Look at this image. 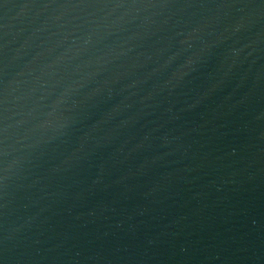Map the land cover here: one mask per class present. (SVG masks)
Masks as SVG:
<instances>
[{
  "label": "water",
  "instance_id": "water-1",
  "mask_svg": "<svg viewBox=\"0 0 264 264\" xmlns=\"http://www.w3.org/2000/svg\"><path fill=\"white\" fill-rule=\"evenodd\" d=\"M0 264H264V0H0Z\"/></svg>",
  "mask_w": 264,
  "mask_h": 264
}]
</instances>
